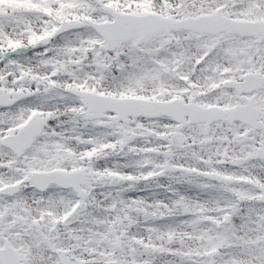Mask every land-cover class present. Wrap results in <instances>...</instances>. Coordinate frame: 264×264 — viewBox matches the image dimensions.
<instances>
[{
    "label": "snow or ice",
    "instance_id": "snow-or-ice-1",
    "mask_svg": "<svg viewBox=\"0 0 264 264\" xmlns=\"http://www.w3.org/2000/svg\"><path fill=\"white\" fill-rule=\"evenodd\" d=\"M0 264H264V0H0Z\"/></svg>",
    "mask_w": 264,
    "mask_h": 264
}]
</instances>
